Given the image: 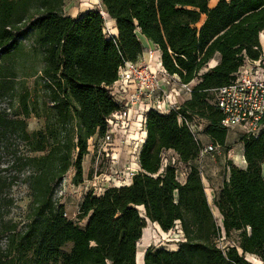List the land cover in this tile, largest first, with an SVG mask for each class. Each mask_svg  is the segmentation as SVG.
Here are the masks:
<instances>
[{"label":"trees","instance_id":"1","mask_svg":"<svg viewBox=\"0 0 264 264\" xmlns=\"http://www.w3.org/2000/svg\"><path fill=\"white\" fill-rule=\"evenodd\" d=\"M64 2L0 0V60L21 54L34 29L33 50L42 66L26 76L43 88L51 110L43 129L29 130L39 96L22 81L18 109L0 111V142H18L0 143L7 156L0 168V264H137L147 221L164 231L179 224L184 240L177 249L148 247L143 264H252L246 254L264 264V130L257 137L241 134L245 167L227 160L228 177L214 200L218 226L198 169L202 139L179 116L206 120L203 136L227 150L229 130L212 90L229 84L246 60L263 59L264 0H218L212 7L210 0H102V11L77 17L64 13ZM103 11L115 20L117 36L105 35ZM141 36L160 50L168 73L197 83L180 111L146 113L140 169L131 184L87 191L75 221L55 193L71 169L76 181L83 180L90 139L105 135L106 118L119 108L109 86L120 66L144 52ZM216 53L220 60L209 68ZM15 77L0 66V96L15 91ZM166 149L188 166L183 182L171 164L162 169ZM22 185L29 202L17 215L14 191ZM234 232L238 243L223 250L216 237Z\"/></svg>","mask_w":264,"mask_h":264},{"label":"built area","instance_id":"2","mask_svg":"<svg viewBox=\"0 0 264 264\" xmlns=\"http://www.w3.org/2000/svg\"><path fill=\"white\" fill-rule=\"evenodd\" d=\"M104 20L103 31L105 35L109 38L117 36L111 31L108 21L105 18ZM144 53L136 61H126L119 67L117 79L109 86L113 100L119 108L106 118L107 131L105 135L102 138H96L93 142L96 160L94 179L106 175L105 178L112 185L115 181L127 184L128 180H131L139 170L137 166L138 153L146 138V113L151 109L162 113L178 112L183 102L173 99L172 96L181 93L191 95L192 92V83H184L177 74H170L163 67L153 70L150 64L154 59V52L147 50V60L142 59ZM261 61L246 60L229 84L212 90V103L221 110L223 114L222 124L229 131L238 127L242 134L257 137L264 130V65ZM140 106H143V110H140ZM179 116L187 124L194 137L201 140L206 120L200 117L189 119L181 114ZM134 129L141 132L142 136L131 138L130 134ZM118 134L121 135L119 143H132L133 145L134 159H132L131 168L128 171L121 168V153L114 149ZM221 150L222 146L219 144L212 141H208L207 144L203 142L197 159L198 169L202 177L205 173L204 157L211 153L220 154ZM103 159L107 160L108 163L105 171L101 166ZM161 163L164 167L171 164L176 168L179 182L185 180L188 166L180 161L175 151L163 150ZM179 167H183L182 173L179 172ZM86 190L100 194L104 188L99 183H93ZM216 220L218 226L221 225L220 216ZM178 225L168 230L167 233L171 235L174 232L176 238L181 242L184 240V234ZM175 228H178V231ZM173 238L175 237L173 236ZM222 239H224V235L218 234L216 237L217 244ZM226 249L227 247H223V250Z\"/></svg>","mask_w":264,"mask_h":264},{"label":"rangeland","instance_id":"3","mask_svg":"<svg viewBox=\"0 0 264 264\" xmlns=\"http://www.w3.org/2000/svg\"><path fill=\"white\" fill-rule=\"evenodd\" d=\"M218 0H210L209 5L210 7L214 6L217 3ZM87 9H100L101 11L104 9L102 0H65L63 11L66 15L70 16H79L83 12H85ZM104 18L108 21L109 27L111 28V22L109 19V16L103 11ZM201 23L198 24V26ZM263 47V59L262 63L264 65V42H262ZM23 45V52L21 54L15 56L14 58H11L10 56L3 58L0 60V66L3 73H10L14 72L16 74V88L13 93H10L5 96H0V111L6 110L8 113H12L18 109V92L21 90L20 82L26 81V85L30 88L32 93H36L37 96H39V108H38V115L35 116L34 114L30 116L28 121V128L29 130H38L43 129L46 124V116L50 115L51 110L49 106V101L45 95V92L43 91V88L41 86L35 87L34 84V78L28 77L26 75L27 72L31 71L32 66H36L37 68H41L42 61H41V55L35 54V50H33L34 45V29L30 30L28 36H26V39L22 41ZM155 56V55H154ZM155 59V57H154ZM153 59V60H154ZM211 64H214V58L210 60L209 64L207 66H210ZM203 71V70H202ZM197 83V79L192 82L193 84ZM12 94V95H11ZM50 111V112H49ZM230 134V141L228 142L231 146V151L224 150L222 148L220 154L218 153H211L204 157V177L203 181L207 188V181L210 180V178L216 177L217 181H215L217 186H220L222 183V180L226 178V175L224 173V170H228L226 168V163L228 159H231L234 164L238 165L240 163L238 161L239 158H242L239 151V138L242 134L240 128L236 127L233 130L229 131ZM202 142L204 144H207L208 139L202 136ZM0 143H18L14 140H3ZM93 142H89V153L92 151V154L89 156L87 155L84 158L83 164L86 169V176H83V180L76 181V178L74 177V169H71L64 177L62 184L57 189L55 193V198L59 200L60 202L63 201L66 203V213L68 217H74V220L77 221V215H75L77 211V204L83 197L85 196L87 187L90 188L93 183H99V177L97 179H94L95 173L93 172L94 176H88L89 173H92V170L96 167V160H95V154H94V147ZM137 155V154H134ZM238 155V156H237ZM237 158V159H236ZM7 156L3 153H0V168L5 166L7 164ZM131 159L133 158V154H131ZM102 169L105 171L107 169L108 163L107 160L103 159L101 160ZM164 166L162 165V169ZM183 167H179V172L182 173ZM263 175H264V165H263ZM102 176V175H101ZM106 176V175H105ZM104 176V177H105ZM93 179L94 182H88L87 180ZM99 179V180H98ZM86 180V181H85ZM104 188V187H103ZM29 190L26 186H19L15 188L14 194L18 197V204L19 207L14 209V214L16 212L17 215H19L20 212L24 213L26 210V205L29 202ZM209 203L213 208L214 214L216 219H219V213L216 211L213 203L211 202L209 198ZM141 213L143 214V209L139 208ZM87 219H84L79 222L80 225H84ZM154 227V226H153ZM149 229L152 231V240L146 241V236L141 238L143 240L138 241L137 243V249L138 246L143 244L144 250L150 246L152 247H164L167 249H173L176 247V244H179V240L174 235V232L170 234L164 233L163 230H157V232L153 231L152 225L150 222L147 223L145 230ZM173 236L175 238H173ZM178 240V242L176 241ZM239 239V233L234 232L231 234L230 237H224L222 241L218 243L220 247H227L230 245H236L238 243ZM177 242V243H176ZM71 247V244H68L64 249L69 250ZM137 257V256H136ZM144 257V256H143ZM246 258L251 261L252 264H263V262L257 257H249L248 254H246ZM136 262L138 264V260L136 259ZM144 263V259L142 260V264ZM57 264H61V262H58Z\"/></svg>","mask_w":264,"mask_h":264},{"label":"crops","instance_id":"4","mask_svg":"<svg viewBox=\"0 0 264 264\" xmlns=\"http://www.w3.org/2000/svg\"><path fill=\"white\" fill-rule=\"evenodd\" d=\"M88 10H90V9H87L86 11H88ZM85 12H83L82 14H84ZM72 17H77V16L74 15ZM109 19H110V22H111L112 32L117 35L118 34V30H117V27H116L115 20L114 19H111L110 17H109ZM140 40L142 42V45L144 46V49L146 50V51H144L145 53H144L142 59L143 58H145L146 60L148 59L147 58V56H148L147 50L153 51L154 52V55H155L154 56L155 59L151 62L150 66L152 67L153 70L161 69V67H162V63H161V52L156 48V46L154 45V43L151 40L147 39L146 37L141 36L140 37ZM219 60H220V54L219 53H216V55L214 57V64H211L209 66V68L212 67V66H214L215 64H217L219 62ZM207 69L208 68H206L205 70H207ZM172 98L182 103L185 100L189 99L190 98V95H187L185 93H181V94L176 95L174 97L172 96ZM140 110H143V106H140ZM134 124H136V123H134ZM137 136H140L141 137L142 136V133L139 132L138 130H135L134 129L131 132L130 137L131 138H133V137L135 138ZM119 138H121V135L120 134L116 135V143H114V149L118 153L119 152L121 153V162H120L121 168H124L126 171H128L131 168V161H132L131 154L133 152V145H132V143H124V144L119 143ZM95 139H96V137L91 138L90 139V142H94ZM229 141H230V134H228L227 144H226V149H227L228 152L231 151L230 150L231 149V146L228 143ZM238 143H239L240 155L244 159V148H243V144H242L241 141H238ZM93 146H94V144H93ZM90 152L91 153H88L89 156L92 154V151H90ZM244 162H245V159H244ZM137 164L139 165V166L138 165L137 166L140 169L139 159H138V163ZM238 166L245 167L246 166V162H245V165L238 164ZM93 172H94V170H92V175L94 176ZM224 173H225L226 177H228L227 171L224 170ZM86 174H87V172H86L85 166L83 164V176L85 177ZM104 176L105 175H102V176L99 177L100 180L98 179L99 182H100V184H101V186H102V188L104 187V190L107 189V188H109V187H111V186H119V185L122 184V182L115 181L114 184L112 185ZM224 180H222V183L220 184V186H217L216 183H215V181H217V178L216 177L210 178V180L207 181V188L205 186L206 195H207L208 201H209V198H210V200L213 203V205H214V200L217 198L218 192H219V190H220V188H221ZM87 181L88 182H94L95 180L90 179V180H87ZM131 182H132V179L131 180H128L127 184H131ZM81 201H82V199L77 204V211H76L75 215H77V213H78V209H79V205H80ZM61 202L65 204V207L67 206L65 202H63V201H61ZM69 218L70 219H74V217H69ZM148 222H150V221H147V223ZM150 224L152 225V228H153V231L154 232H157V230H160L159 229L160 226L158 225V223H152V222H150ZM154 228H156L157 230H155ZM175 229L178 231V228H175ZM161 230H163V229L161 228ZM164 233L167 234V231H164ZM152 234L153 233H152L151 230H149L148 228L145 230V228H144L142 238L146 236L145 237L146 238V241H150L153 238L152 237ZM140 240H143V239H140ZM177 248H178V244H176V247L173 248V249H177Z\"/></svg>","mask_w":264,"mask_h":264},{"label":"bare ground","instance_id":"5","mask_svg":"<svg viewBox=\"0 0 264 264\" xmlns=\"http://www.w3.org/2000/svg\"><path fill=\"white\" fill-rule=\"evenodd\" d=\"M260 38H261V41L264 42V30L260 33ZM238 156V155H237ZM237 159V158H236ZM238 161L240 163H242L243 165H245V162H244V159L243 158H239ZM139 166V165H138ZM159 227V226H158ZM159 229H161L159 227ZM143 244L140 243V245L138 246V249H137V260H138V264H142V260L144 259V254H145V250H144V247L142 246ZM249 257H253L254 255L252 254H248Z\"/></svg>","mask_w":264,"mask_h":264},{"label":"water","instance_id":"6","mask_svg":"<svg viewBox=\"0 0 264 264\" xmlns=\"http://www.w3.org/2000/svg\"><path fill=\"white\" fill-rule=\"evenodd\" d=\"M260 40H261V38H260Z\"/></svg>","mask_w":264,"mask_h":264}]
</instances>
